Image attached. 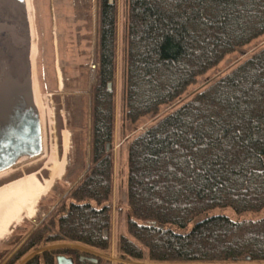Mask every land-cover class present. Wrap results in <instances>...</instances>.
I'll return each mask as SVG.
<instances>
[{"label": "trees", "instance_id": "1", "mask_svg": "<svg viewBox=\"0 0 264 264\" xmlns=\"http://www.w3.org/2000/svg\"><path fill=\"white\" fill-rule=\"evenodd\" d=\"M263 33L264 0H125L123 117L157 114L227 52ZM115 44V0H98L88 169L67 199L21 239L14 236L21 223L14 227L3 240L10 246L0 250V264H56L57 254L72 256L73 264H110L51 244L104 251L110 243ZM81 102L79 97L78 122ZM127 146L130 236L117 235L119 258L138 260L145 246L147 257L161 263L264 260V216L214 214L186 232L171 228L218 205L237 212L264 207V43L134 134ZM86 154L76 150L77 169Z\"/></svg>", "mask_w": 264, "mask_h": 264}, {"label": "rangeland", "instance_id": "2", "mask_svg": "<svg viewBox=\"0 0 264 264\" xmlns=\"http://www.w3.org/2000/svg\"><path fill=\"white\" fill-rule=\"evenodd\" d=\"M79 5L82 6L79 7ZM97 6L98 0H30L32 33L28 37H30V44L33 43L34 45L35 53L32 64L28 65V74L31 80V87L32 81L34 82V87L42 107L41 120L39 118L41 143L43 138L47 151L51 150L52 154L56 157H60L64 152L65 166L60 177L54 180L46 194L38 200L36 215L33 218H24L20 221V228L14 235L15 240L21 239L23 235L49 215L88 169L91 88L95 80L96 70L95 66V69L91 71L90 64L94 63L97 65ZM115 6L116 59L113 80L114 134L111 150L113 168L110 197L112 204L110 243L104 251L74 242H57L51 244V247L77 248L88 252L87 255H98L106 259L110 264H264V260L237 261L232 263L154 262L147 257L145 246H142L144 253L142 258L138 260H127L117 256L114 247L117 235L124 233L130 236L126 228V215L129 212L126 197L128 173L127 145L129 139L156 121L161 114L176 107L207 81L222 74L245 55L262 45L264 43V33L249 43L227 52L216 65L198 75L197 80L189 85L178 99L167 105H163L157 114L141 115L137 120L131 121L123 117L120 104L121 32L125 17V0H115ZM77 10H82V13L77 12ZM79 14H82V16L78 18ZM79 97L80 101H82L81 108L84 111L83 119L80 122L75 117L76 103ZM64 136L65 140L63 142ZM82 148L87 151L85 163L82 168L77 169L74 163L75 153L77 149ZM44 161L45 157L40 158L37 162L26 166V168L24 167L23 171L39 170V175L46 177L49 170L43 167ZM23 171L15 169L9 175L1 178L0 183L20 175ZM214 214H224L235 220L254 219L264 216V207L256 210L237 212L229 205H218L199 211L184 226L172 225L171 228L178 232H186L196 221ZM6 238L0 241V250L9 248L10 244L3 243V240Z\"/></svg>", "mask_w": 264, "mask_h": 264}, {"label": "bare ground", "instance_id": "3", "mask_svg": "<svg viewBox=\"0 0 264 264\" xmlns=\"http://www.w3.org/2000/svg\"><path fill=\"white\" fill-rule=\"evenodd\" d=\"M25 21L28 22L29 33H32L30 0H24ZM26 22V28L27 27ZM34 45L30 44L28 53L23 58V63L28 67L32 64L34 55ZM32 93L34 103L36 104L38 115L41 120L42 107L39 102L37 91L32 81ZM65 136L63 137V142ZM45 157L43 167H46L48 175L46 177L39 175V170L23 171L24 167L37 162L40 158ZM65 158L64 152L60 157L52 154L51 150L47 151L42 138L40 152L35 155L24 154L20 156L12 165L0 170V179L9 175L15 169H21L23 172L10 180L0 183V241L6 238L14 227L24 218H33L36 215V204L42 197L55 179L60 177L64 170Z\"/></svg>", "mask_w": 264, "mask_h": 264}, {"label": "water", "instance_id": "4", "mask_svg": "<svg viewBox=\"0 0 264 264\" xmlns=\"http://www.w3.org/2000/svg\"><path fill=\"white\" fill-rule=\"evenodd\" d=\"M23 65L24 70L10 78L5 94L0 98V170L9 167L24 154L39 153L41 148L38 110L26 71L28 67ZM106 149H109L108 143ZM80 258L96 261V257L87 254ZM56 264H73V257L57 254Z\"/></svg>", "mask_w": 264, "mask_h": 264}, {"label": "flooded vegetation", "instance_id": "5", "mask_svg": "<svg viewBox=\"0 0 264 264\" xmlns=\"http://www.w3.org/2000/svg\"><path fill=\"white\" fill-rule=\"evenodd\" d=\"M24 4V0H0V98L10 78L24 70L23 55L30 47ZM77 12L82 13V10ZM80 16L82 14L78 18Z\"/></svg>", "mask_w": 264, "mask_h": 264}, {"label": "built area", "instance_id": "6", "mask_svg": "<svg viewBox=\"0 0 264 264\" xmlns=\"http://www.w3.org/2000/svg\"><path fill=\"white\" fill-rule=\"evenodd\" d=\"M95 66H96V64L91 63V64H90V70L93 71V70L95 69Z\"/></svg>", "mask_w": 264, "mask_h": 264}]
</instances>
